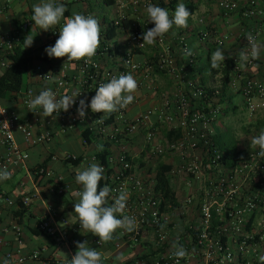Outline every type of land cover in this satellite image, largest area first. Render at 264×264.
<instances>
[{
    "label": "built area",
    "instance_id": "built-area-1",
    "mask_svg": "<svg viewBox=\"0 0 264 264\" xmlns=\"http://www.w3.org/2000/svg\"><path fill=\"white\" fill-rule=\"evenodd\" d=\"M211 1L222 13L240 11L244 21L256 19L259 22L258 27L245 31L243 44L232 58L234 75L229 91H240L244 108L249 113L264 109V76H256L252 71L256 61L250 59L243 69L239 66L240 52L249 49L247 34L255 36L257 42L260 39L264 5H258L255 0H247L246 6H241L238 0ZM155 3L156 0H116L110 6L105 5L111 16L107 21L104 15L99 18L95 12L83 11L81 14L92 15L101 26L100 46L92 62L67 61L66 57L50 62L37 61L32 71L27 72L37 78L36 84L18 93L23 112L10 110L0 102V168L6 167L11 172L14 168L26 169L28 153L17 142L16 134L22 136L28 147L49 145L55 148L48 153L50 162L80 157L75 166L68 162L70 167L66 171H57L49 164L33 172L29 170L32 187L22 198V204L41 208L36 228L51 239L50 254L43 259L44 248L23 253L18 247L7 250L0 264L5 258L10 264L37 260L46 264H69L77 251L76 242L84 241L102 253L101 264H176L174 243L183 246L188 253L179 264H261L259 257L264 256V158L259 157L258 149L254 148L242 154L232 166L221 161L220 151L208 138L218 132L221 106L214 104L218 90L215 95L196 84L191 72L197 66V56L183 34H177L172 41L166 35L158 38L151 45L158 51L154 63L134 51L146 47L139 46L143 43L141 36L154 27L149 23L146 7L157 5ZM32 15L22 18L10 32L0 35L2 57L30 31L41 32L45 42L55 44L59 29L41 30L32 21ZM199 22L204 23V19ZM107 25L115 28L113 34H109ZM210 36L209 30H204L199 42ZM223 41L218 38L215 43L221 47ZM185 49L192 55H185ZM9 65L8 61L0 59V74ZM156 68L166 72L174 82L173 87L161 94L156 83ZM127 73L138 82L133 103L112 113H93L89 106L85 118L78 117L80 99L90 105L101 84ZM50 77H55L51 83ZM48 87L56 93L57 99L73 91L81 94L67 112L44 117L41 109L35 113L30 111L28 102ZM190 97L205 98L204 104L192 110ZM143 99H148V105L135 110ZM177 128L181 130L180 136L167 139L164 131ZM63 142L76 144L80 152L59 150L63 155L57 156V148ZM104 150L106 153L102 156ZM169 158L171 167L166 176L171 186H175L180 206L173 211H162L153 168L156 160L168 161ZM92 163L104 168L100 187L107 185L112 189L108 204L114 202L121 189L126 190L129 198L124 214L135 217L137 222L135 231L118 229L108 243H99L97 236L83 232L78 217L70 223L54 203L62 196H70L78 202L76 193L82 186L76 183V170ZM14 202L5 199L7 205ZM253 214L255 219L247 226ZM177 215L185 220L184 229L179 233L174 232ZM3 231H12L19 243L20 225L12 221ZM121 247L126 248L130 256L118 262L111 252ZM61 248L67 249L66 257L60 256Z\"/></svg>",
    "mask_w": 264,
    "mask_h": 264
},
{
    "label": "clouds",
    "instance_id": "clouds-1",
    "mask_svg": "<svg viewBox=\"0 0 264 264\" xmlns=\"http://www.w3.org/2000/svg\"><path fill=\"white\" fill-rule=\"evenodd\" d=\"M66 11V6L63 3H57L56 0H41L40 3L33 5L32 21L41 30L48 31L63 21L58 39L53 46L47 47L45 51L50 58L66 57L67 61L84 60L86 63H91L100 46V21L92 15H84L79 12H73L71 16L66 17ZM146 13L149 23L154 24V27L142 34L143 43L139 46L154 45L157 39L167 34L174 25L177 28H187L191 15L184 3H178L171 17L167 9L153 4L147 5ZM33 41L34 38L27 35L24 39V49L30 47ZM247 41L249 49L242 50L239 54L241 69L245 68L250 59L256 60L260 56L261 46L256 37L249 33ZM184 54L191 56L192 52L185 49ZM225 58L223 50L218 48L211 56V68H219ZM54 80L55 77H50L49 83ZM137 89L138 82L131 73L113 77L109 82L101 84L97 88L90 105L86 104L85 99L79 100L78 117L83 120L86 116V108L89 106L93 113H112L126 109L133 103ZM80 94L79 91H73L70 95L64 94L57 99L56 93L48 87L30 99L28 107L34 113L37 109H41L44 117H52L54 113L67 112L75 104L76 97ZM250 147L257 148V155L264 158V130L251 139ZM103 173L104 168L96 163L87 167L82 166L76 170V183L82 187L76 193L78 202L74 204V213L78 217L83 232L97 236L99 243H108L114 239V234L118 229L123 228L127 232L135 231L137 222L135 217L124 214L129 198V193L126 190L121 189L114 198V202L108 204V197L112 189L107 185L100 187ZM11 178L12 172L8 168H0V182ZM76 246L77 251L71 257L69 264H101L102 253L96 248L90 247L87 241L76 242ZM173 248V256L176 258V264H179L180 259L185 258L188 253L183 246H178L176 243L173 244ZM116 260L122 262L124 256L118 255ZM259 260L261 264H264V256L259 257ZM3 264H10V261L5 258Z\"/></svg>",
    "mask_w": 264,
    "mask_h": 264
},
{
    "label": "crops",
    "instance_id": "crops-1",
    "mask_svg": "<svg viewBox=\"0 0 264 264\" xmlns=\"http://www.w3.org/2000/svg\"><path fill=\"white\" fill-rule=\"evenodd\" d=\"M67 1L70 2V1H79V0H67ZM192 1L195 3L196 9L194 13L191 14L189 17L187 28H177L174 25L173 28L165 35L167 39H170L171 41L179 33L183 34L186 37V39L190 44L191 50L196 54L198 59L195 73L196 75L197 73L198 74L202 73L203 74L202 79L204 80L205 84L207 86H210L213 84V79L211 80V78H212V74H214L210 63L212 54L218 48H221L223 50L224 55H228V54L232 55L235 52H237V50L242 45L240 43H242V39H243L242 33L244 28V20L242 19L240 11L235 12V15L233 16H228L226 14H223L221 10L217 7V5L211 0H178L179 3H184L185 5L189 4ZM255 1L260 6L264 5V0H255ZM40 2L41 0H0V35L10 32L17 25L16 23H19V21L22 18L31 15L33 13V5ZM238 2L240 3L241 6L247 5V0H238ZM168 12L170 17L174 13V11H168ZM98 17L102 18L101 15ZM201 18L204 19V23L199 22ZM61 23L63 24V22ZM245 23H250L251 27L259 26V22H257L256 19L248 20ZM260 24H261V35L258 43L261 46V51H260L259 59H257L256 61V66L255 68L252 69L253 73L256 76H264V21L260 22ZM204 30H209L211 36L208 37V39L199 42V36L201 32H203ZM30 32H34V31H30ZM218 38H222L224 40L223 45L221 47L217 46L215 43V40ZM40 45L44 47L43 54L47 55L45 49L52 45L51 43L45 42V38L43 34L42 36L40 35V41H38L37 43H33L32 47H37ZM147 50H152V47L147 45ZM51 59H54V57H51ZM24 81H25V87L30 85L33 86L34 84H36L37 78L34 75L31 76L30 74L26 73L24 76ZM156 81H158V83H160L161 85H167L169 88L174 86L173 80L169 77V75L166 74L163 75L157 74ZM12 103L13 104L9 103L10 106H8L9 107L8 109L14 107V110L17 111L23 110L22 106L19 104V101H13ZM147 105H148V99H143V101L140 102L138 106H135L134 109L135 110L144 109ZM16 140L22 148L26 149L28 153V158L26 159V169L14 168L12 170V178L7 181L0 182V263L3 259L4 253L9 249H15L20 247L23 253H27L36 248H44L45 251L42 258L46 259V257L50 254L52 248V241L49 238V236H47L44 233L34 235L31 231L27 229L28 226L27 227L25 226V223L29 226L36 225L35 223L38 220L40 213L42 211L41 208L36 205H31L29 207V211L32 216L27 217L28 219H25L24 221L25 223L23 224L24 226L23 225L21 226L22 235L20 237L19 243L17 236L12 231L9 232L3 231V228L12 222V220L9 218V215H7V206L3 195H5L6 198L15 200L17 196H20V194L23 191L26 190L29 191L32 187L31 176L29 174V170L31 166L43 161L44 158L48 155V153L50 151H53V149H55L52 147L45 148L46 153L44 157L40 160H34V157L36 156L41 158L39 153L35 149H33L34 146L33 147L26 146V144L23 143V138L20 134H16ZM68 146L71 147L76 146L77 147L76 152L74 150H71V147ZM59 150L62 151L69 150L74 153L80 152L79 147L76 144L70 142H63L61 146L57 148V151ZM57 151L56 153H58ZM163 161H166L168 164H170L169 161H171V159L168 161L167 160H163ZM65 163H66L65 160L59 159L57 161L49 162V165L57 171H66L70 167V164L67 162L68 166H66ZM44 196L48 199L54 200V198H51L47 194H44ZM65 197L66 198H59L58 200H54V203L57 206L58 210L69 220L70 223H72L75 220H77V215L74 213V209H73L74 206L73 204H75L74 200L75 202L77 201L76 199L71 198L70 196H65ZM182 220L183 218L180 215H177L175 217V222H176V229L174 230L175 233H177L178 230L182 227V224L184 223ZM58 225L60 228H63V225L61 223H58ZM62 249L63 248L59 250L60 256L66 257L68 251L66 248H64L66 252L63 251L62 253H60ZM111 253L115 261H117L116 257L118 255L122 254L124 256V260L128 259L130 256V252L124 247L116 249L115 251L112 250ZM24 264H46V263L43 260H37V261H28Z\"/></svg>",
    "mask_w": 264,
    "mask_h": 264
},
{
    "label": "trees",
    "instance_id": "trees-1",
    "mask_svg": "<svg viewBox=\"0 0 264 264\" xmlns=\"http://www.w3.org/2000/svg\"><path fill=\"white\" fill-rule=\"evenodd\" d=\"M93 0H79V1H70V2H62L66 8L67 11L65 13V16H71L73 14V12H80L82 13L87 12V11H92L94 12V8H92V2ZM116 0H109L107 2H96V4L100 5L102 4L105 8V5H111L114 4ZM153 1L154 0H150ZM157 4L156 6H160L163 7L165 9H167L168 11H174L176 6L178 5V0H169L168 2H165L164 0H160V4H159V0H156ZM81 3V7L80 6ZM83 3V4H82ZM186 7L189 9V11L191 12V14L194 13L195 9H196V5L195 3L192 1L189 4L186 5ZM83 9V10H82ZM225 14V13H223ZM99 15H104V11L102 12V14L98 13ZM105 16V15H104ZM105 19L107 21V18L105 16ZM63 22V21H61ZM247 21H244V28H243V33L242 36L243 38H245L246 36V30H248L249 28H251V24L250 23H245ZM18 24V23H16ZM62 24V23H61ZM61 24L53 27L54 29H60V27L62 26ZM249 25V26H248ZM247 26V27H246ZM107 28L109 29V34H113L115 32V28H109V26L107 25ZM27 35H30L34 38L33 43H37L38 41H40V35L42 36L41 32L38 31H34V32H27L26 34H24L21 39H20V43L13 48L12 51H10L7 54H2L3 57L0 54V59H4L6 61H8L10 63V65L0 74V102L4 105L7 106V108H9L8 106L9 103L13 104V101H18L19 100V92L25 89V81H24V76L27 72H30L33 68L34 62L35 61H46V62H50L52 61V59L47 56L46 54H43V49L44 47L42 45L37 46V47H32V45L28 48L24 49V39ZM59 37V36H58ZM55 38V40L58 39ZM142 37V36H141ZM243 44V43H240ZM152 47V46H151ZM221 49V48H219ZM136 53L138 54H142L144 55L146 58L151 59L153 61V63L155 62L156 59V54L158 51H156L153 47L152 50H147V45L146 47L143 48H136L134 50ZM238 51V50H237ZM226 53V52H225ZM236 53V52H235ZM234 54H228L225 55V61L222 62L220 64V67L217 69H213V73H217V71H219L220 74V80L218 82V84L215 87H211V86H207L204 82L203 78V74L202 73H197L196 75V68L194 71H192L191 76L194 78L196 84L203 88L204 90H206L209 93H213L215 94V90H218V94L216 95V102L214 104H218L221 106V112H224L222 105H224L225 103H228L230 101L231 97H239L241 98L243 101V97L240 95V91L238 93H231L229 91V83L231 82L232 76L234 75V71L232 70V66H233V56ZM257 61V59L255 60ZM196 62H198V59L196 57ZM255 68V67H254ZM156 73L163 75L166 74L168 75L166 72L163 71H159L156 68ZM191 99V103H192V107L191 109L196 110L199 109L203 104H204V99L202 97H195ZM214 102V101H213ZM240 107V103H236V104H232L231 106H229V108H227V110H230V113L232 115H234L236 113V111L239 109ZM10 110H14V107H11ZM220 113V114H223ZM257 126L261 127L262 130H264V121L261 122H257ZM231 133V138L230 141H227V139H225V135H226V131L223 130L221 132H217L215 134L209 135V141L220 151L221 153V161L223 163H225L227 166H232L234 165L237 160L242 156V154L247 153L246 148H241V149H237V147L234 145L233 143V134L231 131H229ZM181 130L179 128L174 129L172 131H164L165 136L167 137V139L169 140H173L175 138H178L180 136ZM104 153H106V151H103L102 156L104 155ZM79 158L72 160V159H66L65 162H70L72 164V166H75L76 164L79 163ZM50 162V156L47 155L43 161H41L40 163H37L33 166H31L30 171L33 172V170H35L38 167L41 166H47ZM140 164H144V162H140ZM170 164H168L166 161L163 160H156L155 165H154V175L156 178V190L159 194V196H161V210L162 211H173L177 208H179L180 204H179V199H178V194L177 191L175 189V186H171V184L169 183V180L166 176V173L168 172V170L170 169ZM37 177L35 176V179ZM7 181V180H6ZM30 191V190H29ZM28 190L23 191L20 196H17V198L14 200V204L12 205H7V215H9V218L17 223L18 225L22 226L25 222V219H28L27 217L32 216L30 211H29V207L27 205H23L22 204V198L24 197V195H26L28 192ZM4 199H6V196L3 195ZM61 198H66L65 196L61 197ZM74 203L75 200H74ZM74 205V204H73ZM72 205V206H73ZM74 209V206H73ZM256 215H252L248 221L247 226L253 222V220L255 219ZM37 223V221H36ZM35 223V224H36ZM73 223V222H72ZM8 226V225H7ZM24 226V225H23ZM25 226L27 227V229L29 231H31L34 235H38L40 233H42L38 228H36L35 226H29L25 223ZM152 254V252L150 253ZM149 254V255H150Z\"/></svg>",
    "mask_w": 264,
    "mask_h": 264
},
{
    "label": "rangeland",
    "instance_id": "rangeland-1",
    "mask_svg": "<svg viewBox=\"0 0 264 264\" xmlns=\"http://www.w3.org/2000/svg\"><path fill=\"white\" fill-rule=\"evenodd\" d=\"M95 1L99 2L97 0H93L91 5L93 6L94 11L99 14H102V12L104 11V15L110 19L111 16H110L109 10L106 7L102 8L104 6L102 4L100 5L96 4ZM226 15L233 16L235 15V12H230V13H227ZM36 62L37 61L34 62V65L36 64ZM220 77L221 76L219 74V71H217V73L212 74L211 80L213 79V84H212L213 86H216L218 84ZM156 83L158 84V87H159L158 89L159 94L169 89L167 85H161L160 83H158V81H156ZM236 103H240V107L236 111V113L232 115L230 113V110H227V108H229V106H231L232 104H236ZM222 108L224 112L226 113L220 112L223 114H220L218 117L219 121L217 122L218 123L217 131L221 132L225 130L226 131L225 139H227V141H230L231 133L229 131H231L233 134V143L237 147V149H241L245 147L247 152L253 150L254 148L250 147V141L254 136H257L262 130L260 126L259 127L257 126V122L264 121V109H260L254 113H249L247 110H245L243 100L239 97L237 98L231 97L228 103H225L224 105H222ZM48 146L49 145L33 147V149H35L41 156V158L38 156L34 157V160L42 159L46 153L45 147L47 148ZM68 147H71V146H68ZM75 147H71V150H74L76 152L77 147L76 148ZM56 155L62 156L63 153L58 152L56 153ZM65 164L66 166H68L67 162ZM182 221L185 223L184 219ZM184 223L182 224V227L180 228L181 230L184 229ZM180 229L178 230L177 233L181 231ZM63 251L66 252V250L63 248L60 251V253H62Z\"/></svg>",
    "mask_w": 264,
    "mask_h": 264
}]
</instances>
